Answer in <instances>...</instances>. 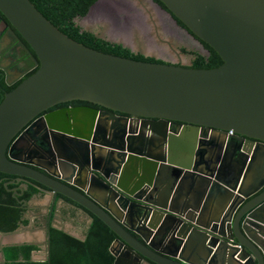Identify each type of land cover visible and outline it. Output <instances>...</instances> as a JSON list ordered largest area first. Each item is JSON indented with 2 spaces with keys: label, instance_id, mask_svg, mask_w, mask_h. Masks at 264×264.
Wrapping results in <instances>:
<instances>
[{
  "label": "water",
  "instance_id": "95a60500",
  "mask_svg": "<svg viewBox=\"0 0 264 264\" xmlns=\"http://www.w3.org/2000/svg\"><path fill=\"white\" fill-rule=\"evenodd\" d=\"M99 1L77 25L95 9L113 17ZM143 1L222 63L193 68L102 52L61 32L30 0H0L38 64L0 101V172L16 177L4 185L51 194L49 217L58 206L87 213L88 227L100 219L116 236L114 264H264V0ZM135 37L143 45L148 36ZM69 100L101 108L36 118ZM143 132L156 143L138 140ZM25 227L0 236L27 242L14 238ZM46 245L47 259L49 230Z\"/></svg>",
  "mask_w": 264,
  "mask_h": 264
},
{
  "label": "trees",
  "instance_id": "16d2710c",
  "mask_svg": "<svg viewBox=\"0 0 264 264\" xmlns=\"http://www.w3.org/2000/svg\"><path fill=\"white\" fill-rule=\"evenodd\" d=\"M30 1L61 32L77 42L113 55L160 62L153 57L133 52L121 44L96 37L93 32L82 30L74 19L84 16L88 12L89 7L97 0ZM156 1L162 4L160 1ZM205 48L209 51L207 58H205L206 56L195 58L190 65L191 67L212 68L222 63L218 54L211 47L205 44ZM16 85L8 86L6 90L10 91ZM2 98L3 94H0V101ZM75 103L101 108L82 100H76ZM9 178L10 175L0 172V231L2 232L14 230L19 223H27V219H21L24 207L13 196L12 190H7V187L13 188L14 184H9L7 187L4 185ZM36 194H38V190L28 185L24 189L22 198L29 200ZM115 237L109 227L95 216H93V221L87 230L84 240L75 238L63 230L51 226L49 228V256L46 260H30L31 251L37 249V245H7L2 249L5 258L3 264H114V256L110 252L109 246Z\"/></svg>",
  "mask_w": 264,
  "mask_h": 264
},
{
  "label": "flooded vegetation",
  "instance_id": "af4514ba",
  "mask_svg": "<svg viewBox=\"0 0 264 264\" xmlns=\"http://www.w3.org/2000/svg\"><path fill=\"white\" fill-rule=\"evenodd\" d=\"M119 1H116V2L119 3ZM149 5L151 6L153 11L155 12V17L157 20L156 21L157 31L160 34H163L164 32L166 34L170 33V34L175 35L176 38H179V40H181V41L188 42V43H190V42L194 43V46H192L191 49H187L184 47L181 48L184 53L186 52L187 54L190 55L189 62H183L182 60H180L179 59L180 55L175 54L176 49L174 50V55L177 56L178 60H175L173 58V56L169 55L170 52L166 51L165 48H162V46L159 44L153 45L155 52H154V54H149L148 55L149 57H153L154 59H157L160 62L182 64V65H186V66H190L195 58L202 57V56H204V57L206 56L205 58H207L208 55H206V51H205L206 48H205L204 42L197 39L188 30H186V28L184 27V25L180 21L177 20L178 24L175 25L173 23L172 19L161 8H157L156 6H154L153 4H150V3H149ZM125 9L128 11L130 10L129 8H126V7H125ZM105 13H107V15L109 16L108 12H106L104 10L99 11V10L95 9L94 11H92L90 13V15H87V17H86L87 21L89 20L90 17H93L96 20H98L99 17L103 18V16L106 15ZM109 21H110V25H111V28H110L111 33H113V32H122V33L130 32V31L134 30L135 26L141 25L139 20H133L131 18L125 20L122 23L115 20L114 18L110 19ZM80 26L84 27L85 25L82 23ZM141 33L144 36H148L146 38V40L153 37V34L150 31H148V29H143ZM180 52H181V50H180ZM178 53H179V50H178ZM171 54H173V53H171ZM34 57H35V54L32 51V49L30 48V46L27 44L25 39L13 27V25L9 22V20L0 12V94H3V96H4V94L7 91L6 87L18 84L22 79H24L25 77L30 75L31 72H33V70H36V68L38 67V64H36ZM7 81H10V83H7ZM75 101L76 100H69V101H65L62 103L55 104L51 109H48V110L46 109V110L42 111L41 113H39L36 116V118L43 116L44 114H46L47 112H50L52 110H56V109H60V108H66V107H73V106H77V105H85L82 103H75ZM38 129H39L40 133H42V129L41 128H38ZM136 135H138L137 136L138 140L148 141L149 144L151 142L156 143V138L153 137L152 134L149 135L147 133L145 135V132H143V133H138ZM146 147H147L145 149L146 152L151 153V154H157L158 151L155 148L149 147L148 145ZM40 170L43 171L42 169H40ZM15 179H16L15 176L10 175V178L8 181H13ZM27 186H25L23 184V182L19 181L16 184L14 183L13 188H9L12 190L13 196H15L18 199V202L20 201V204L24 207L21 219H26L25 215L29 211L28 210V204L32 198L31 197L29 200H25L22 198V194L24 193V189H26ZM16 192L18 195L15 194ZM57 197H59V195ZM35 213H36V211H35ZM51 217H49V213L47 211V213L42 217V219L44 222H45V220L49 219L50 220L49 224H52ZM38 218H39L38 216L33 217V220H32L33 225H42L43 224L42 222H39ZM30 223H31V220L27 218L26 224H23V223H19V224L26 226L27 224L29 225ZM49 224H45V228H46L47 233H48L49 228L51 227V225H49ZM46 236H47V234H46ZM11 245H13V244H11ZM15 245H37L38 248L31 251L30 260H33V261H44V260H46V256H47L46 241H45V245L43 243L34 244V243H30V242H24V243L15 244ZM2 249H0V251ZM4 262H5V258L0 257V264H3ZM148 264H151V262H149ZM152 264H157V263L153 262Z\"/></svg>",
  "mask_w": 264,
  "mask_h": 264
},
{
  "label": "rangeland",
  "instance_id": "374dc122",
  "mask_svg": "<svg viewBox=\"0 0 264 264\" xmlns=\"http://www.w3.org/2000/svg\"><path fill=\"white\" fill-rule=\"evenodd\" d=\"M116 1L119 0H100L99 6L101 7L102 3L107 6V10L111 11L113 14H110L109 16L104 15L103 18H98V20L94 19L93 17H90L89 20H82V23L85 25L86 28L91 29L94 33L103 36L105 38H111L115 41H129V45L133 47V49H139L140 51L144 52L145 54H154L155 49L153 48L154 44H159L162 46V48H165L166 51L170 52L169 55L173 56L175 60L177 59V56L174 55V50H179V55L183 62H189L190 55L186 54L182 51V47L191 49L192 46H194V43L190 42H184L179 40V38H176L173 34H166L165 32L163 34H160L157 31V24H156V17L155 12L149 6L148 4H145L143 0H128L130 2L131 9L128 11L125 9V7L121 3H117ZM102 8V7H101ZM135 15H139V22L141 23L140 26H135L134 30L130 32H110V19L114 18L115 20L119 22H124L125 20L133 17ZM143 29H148L153 34V37L146 40L144 44L140 45L139 41H136L137 38L135 37L137 35H141V32ZM160 35V39H164L163 41L159 38L156 40L155 36ZM168 41L170 43V46L166 43ZM137 42V43H136ZM135 47V48H134ZM181 50V52H180ZM173 53V54H171ZM249 161V160H248ZM42 257V256H41Z\"/></svg>",
  "mask_w": 264,
  "mask_h": 264
},
{
  "label": "crops",
  "instance_id": "0c3cea01",
  "mask_svg": "<svg viewBox=\"0 0 264 264\" xmlns=\"http://www.w3.org/2000/svg\"><path fill=\"white\" fill-rule=\"evenodd\" d=\"M249 161H247L248 163ZM51 195V194H50ZM47 194H38L31 198L28 204V212L26 214V219H30L31 223L26 225L25 232L20 231V234L15 235L14 238H21L23 237L28 238L30 243L34 244H41L43 243L45 245V241L47 239V231L45 228V223L42 219V217L47 213V208L49 206V202L51 200V196ZM59 206L63 205L60 201L58 202ZM36 211V213H35ZM76 210L70 209L68 211L61 209L60 207L55 208V212H53L51 217L52 226L56 227L58 229L63 230L64 232H67V234H70L71 236L78 238L80 240H84L86 237V233L88 230V222H89V215L87 213H80L79 211L76 213ZM38 216L39 222H42V225H33L32 220L33 217ZM24 226V225H23ZM6 243L11 244L10 241H4L3 237L0 236V244ZM22 242V241H21ZM20 242V243H21ZM19 243V244H20ZM5 245V244H4ZM2 253V254H1ZM0 257H4V253L1 250L0 251Z\"/></svg>",
  "mask_w": 264,
  "mask_h": 264
},
{
  "label": "bare ground",
  "instance_id": "6f19581e",
  "mask_svg": "<svg viewBox=\"0 0 264 264\" xmlns=\"http://www.w3.org/2000/svg\"><path fill=\"white\" fill-rule=\"evenodd\" d=\"M180 25V24H179ZM87 102V101H86ZM62 103V102H61ZM95 105V104H94ZM98 106V105H97ZM51 196V195H50ZM153 262H151V264H152Z\"/></svg>",
  "mask_w": 264,
  "mask_h": 264
},
{
  "label": "built area",
  "instance_id": "2783aa9c",
  "mask_svg": "<svg viewBox=\"0 0 264 264\" xmlns=\"http://www.w3.org/2000/svg\"><path fill=\"white\" fill-rule=\"evenodd\" d=\"M231 133V132H230Z\"/></svg>",
  "mask_w": 264,
  "mask_h": 264
}]
</instances>
